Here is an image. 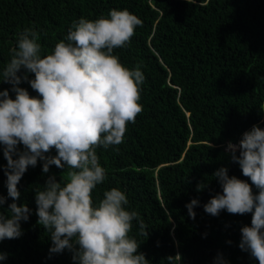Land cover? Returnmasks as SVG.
Listing matches in <instances>:
<instances>
[{
	"label": "trees",
	"instance_id": "trees-1",
	"mask_svg": "<svg viewBox=\"0 0 264 264\" xmlns=\"http://www.w3.org/2000/svg\"><path fill=\"white\" fill-rule=\"evenodd\" d=\"M112 9H126L142 21L131 43L114 55L144 73L143 111L127 125L122 144L97 148L106 180L93 190V203L105 190L125 192L126 210L137 211L147 226L148 236L141 235L134 220L129 235L149 264H259L239 247L241 229L251 226L252 214L224 210L212 216L204 205L222 194L213 176L222 167L251 184L227 145H238L254 125L264 130V0H0V71L25 28L41 34L38 42L46 56L65 40L74 20L107 17ZM12 87L0 83V91L9 90L15 99ZM19 87L38 95L26 81ZM24 150L18 145V152ZM43 163L29 166L14 201L0 145V195L6 198L0 212L7 216L13 202L31 209L29 220L21 222L23 234L0 242L6 254L0 264H76L67 249L50 253V233L37 223L35 190L50 176L61 181L67 172L52 165L45 174ZM253 193L258 194L254 185ZM192 199L199 201L195 219L186 208Z\"/></svg>",
	"mask_w": 264,
	"mask_h": 264
},
{
	"label": "clouds",
	"instance_id": "clouds-1",
	"mask_svg": "<svg viewBox=\"0 0 264 264\" xmlns=\"http://www.w3.org/2000/svg\"><path fill=\"white\" fill-rule=\"evenodd\" d=\"M138 26L142 21L126 9H112L107 17L95 20L81 17L46 56L41 55L38 42L41 34L25 28L0 71V83L12 85L16 94L13 99L9 90L0 91V145L7 160L8 196L19 200L18 184L38 161H44L45 174L52 165L66 168L61 181L50 176L42 189L35 190L36 215L37 223L50 233V253L67 249L76 264H149L145 254L138 252V241L129 235L134 220L141 235L148 236L147 226L137 211L126 210L125 192L114 187L104 191L98 204L92 199L93 190L106 180L97 148L122 144L127 125L134 124L143 111L144 73L139 65L130 69L114 55L115 49L131 43ZM22 69L23 76L18 74ZM22 81L38 95L19 87ZM21 144L25 150L18 152ZM52 149L57 155H46ZM227 149L251 184L230 177L226 167L218 169L213 176L222 194L213 196L204 210L212 216L224 210L233 215L251 213V226L242 227L239 247L264 264V130L254 125L238 145L229 142ZM253 185L258 194L253 193ZM203 187L198 185L197 190ZM5 203L0 195V208ZM198 205L197 199L186 204L192 219ZM8 212L7 216L0 212V242L19 238L21 222L31 215L27 204L15 202ZM5 259L0 252V261Z\"/></svg>",
	"mask_w": 264,
	"mask_h": 264
}]
</instances>
